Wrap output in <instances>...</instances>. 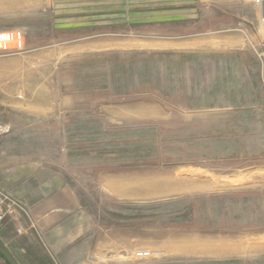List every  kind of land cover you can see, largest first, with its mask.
Listing matches in <instances>:
<instances>
[{
  "label": "rangeland",
  "instance_id": "rangeland-1",
  "mask_svg": "<svg viewBox=\"0 0 264 264\" xmlns=\"http://www.w3.org/2000/svg\"><path fill=\"white\" fill-rule=\"evenodd\" d=\"M58 1L95 19L111 9L112 22L71 46L59 32L30 47L0 31L14 41L0 52L4 247L20 264H264L262 72L252 94L229 75L216 102L199 94L198 40L216 25L200 23L204 0ZM52 205L71 210L41 230Z\"/></svg>",
  "mask_w": 264,
  "mask_h": 264
},
{
  "label": "crops",
  "instance_id": "crops-1",
  "mask_svg": "<svg viewBox=\"0 0 264 264\" xmlns=\"http://www.w3.org/2000/svg\"><path fill=\"white\" fill-rule=\"evenodd\" d=\"M204 1L206 5L198 14L200 23L202 25L205 21L208 22L215 17L216 25L214 30H208V27L202 28L198 40V54L201 55L202 61L197 64L196 70L199 73L193 78L200 83L201 91L199 94H207L211 97L210 101L216 102L218 96L224 94L223 92L234 90L232 84L228 85L227 90L217 89V83L224 81L228 75L239 83L238 86H234L237 87L235 89L243 88L241 91L235 90L236 93L252 94L251 91L245 90L250 88L248 81L250 77H253L252 72H257L258 77V72H262L264 80V0H260L258 3L253 0ZM62 5V1L59 2L58 0H0V31L21 30L26 35L30 47L37 43H29L31 39L39 40V45L45 46L49 34L53 32V35L56 36L55 33L59 32L61 36L66 37L64 40L71 46L73 41H68L70 40L68 37L72 39L79 37V31L94 27L99 23H103L104 27H106V23L108 27L111 26V9L107 13L104 12L106 14L103 16L95 19L94 10L90 12L86 10V13L81 14L76 9L79 7L75 3L67 5L69 10L64 12L61 9ZM74 8L76 12H74ZM44 30H46L45 33H43ZM229 31L232 33L228 36L227 32ZM110 32L99 35L105 37L103 42L99 43L102 44L100 49L111 48V41L106 39L107 36H111ZM185 43L188 44V42ZM228 51L233 54L231 61L218 62L221 60L218 56L222 52ZM255 55L259 57L260 63L249 62V59ZM212 56L216 57L212 58ZM227 72L233 73L227 74ZM207 81L212 84L209 85V88H202ZM180 185L174 186L173 191H189L184 186H190V184ZM68 210L71 208L54 205L45 207L38 218L39 227L46 231L61 230L59 224L61 217H64Z\"/></svg>",
  "mask_w": 264,
  "mask_h": 264
},
{
  "label": "built area",
  "instance_id": "built-area-1",
  "mask_svg": "<svg viewBox=\"0 0 264 264\" xmlns=\"http://www.w3.org/2000/svg\"><path fill=\"white\" fill-rule=\"evenodd\" d=\"M258 3L260 0H253ZM13 37L10 38L7 34L0 35V52L4 50H13ZM14 202L6 194L4 189L0 186V227L4 223V220L11 217L14 214ZM139 256L142 254H148L150 251H139Z\"/></svg>",
  "mask_w": 264,
  "mask_h": 264
},
{
  "label": "water",
  "instance_id": "water-1",
  "mask_svg": "<svg viewBox=\"0 0 264 264\" xmlns=\"http://www.w3.org/2000/svg\"><path fill=\"white\" fill-rule=\"evenodd\" d=\"M0 252L5 256L6 260H8L11 264H19L14 258L13 254L11 253V251L6 248V247H2L0 245Z\"/></svg>",
  "mask_w": 264,
  "mask_h": 264
},
{
  "label": "flooded vegetation",
  "instance_id": "flooded-vegetation-1",
  "mask_svg": "<svg viewBox=\"0 0 264 264\" xmlns=\"http://www.w3.org/2000/svg\"><path fill=\"white\" fill-rule=\"evenodd\" d=\"M1 240V239H0ZM0 245L4 247L5 245L2 244L0 241ZM7 248V247H6ZM17 261V260H16ZM18 262V261H17ZM19 263V262H18ZM0 264H11L8 260H6L5 256L0 252ZM20 264V263H19Z\"/></svg>",
  "mask_w": 264,
  "mask_h": 264
}]
</instances>
